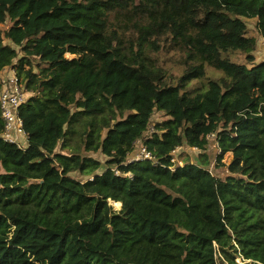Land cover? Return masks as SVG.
I'll return each mask as SVG.
<instances>
[{
  "label": "trees",
  "instance_id": "obj_1",
  "mask_svg": "<svg viewBox=\"0 0 264 264\" xmlns=\"http://www.w3.org/2000/svg\"><path fill=\"white\" fill-rule=\"evenodd\" d=\"M246 20L264 37V0H0V73L33 92L24 150L0 102V264H264V60ZM143 139L157 163L129 162ZM181 147L198 161L172 171Z\"/></svg>",
  "mask_w": 264,
  "mask_h": 264
},
{
  "label": "built area",
  "instance_id": "obj_2",
  "mask_svg": "<svg viewBox=\"0 0 264 264\" xmlns=\"http://www.w3.org/2000/svg\"><path fill=\"white\" fill-rule=\"evenodd\" d=\"M12 77L4 81L0 91V102L2 117L5 123L3 138L5 141L16 145L19 149H26L29 146V136L24 128L23 120L20 117L21 107L28 102L33 95L32 91H29L23 83H21L14 75L12 71ZM155 132V122L149 128V132L146 137H150ZM215 134L210 138H215ZM211 143V142H210ZM183 151L199 152L198 148H177L171 152V170L175 171L177 167H183L184 161L179 159V155ZM150 160L153 163H157L152 153L147 149L144 144V139L136 143V149L131 154L129 162H140L143 160ZM232 238L234 239L233 235ZM217 248V243H214ZM250 260H246L243 257L236 258V264L248 263Z\"/></svg>",
  "mask_w": 264,
  "mask_h": 264
},
{
  "label": "rangeland",
  "instance_id": "obj_3",
  "mask_svg": "<svg viewBox=\"0 0 264 264\" xmlns=\"http://www.w3.org/2000/svg\"><path fill=\"white\" fill-rule=\"evenodd\" d=\"M247 22V28H248V33L250 36L254 37L257 39L258 41V45H257V50L254 53L255 58H256V62L260 63L264 60V37L261 35V33L258 30L257 27V21L256 20H246ZM11 27L10 24H5L4 26L0 27V30H2L3 32L5 31L6 28ZM4 43L5 44H12L11 41H9L8 39H4ZM13 45V44H12ZM17 48V47H15ZM68 58L72 57L71 55H67ZM231 59L235 62H240V63H245L246 62V55L243 53H236L234 55L231 56ZM165 64L169 65V66H173L174 70L177 71L178 70V65H175L174 62H172L169 57L166 58L165 60ZM207 72L209 75L212 76H220L221 72L219 70H214V68H211L208 66ZM10 75V71L9 69H6L5 71H3V73H0V81L2 83L3 80H5L6 78H9ZM76 139V136L74 137V140ZM211 148L215 149L216 152L218 151V147L215 143H210ZM84 152V151H83ZM198 152H188V151H183L180 155H179V159L183 160L184 162L186 160H190L192 162H197L198 161ZM221 151H219L218 153H215L213 155V164L211 166V170L213 171L214 174L220 176V177H224L225 175H227L229 173L228 170V165L232 160V155L231 153H227L225 154V157L223 159V163L226 162L227 164H225V166H217L218 162H217V156L218 154H220ZM86 155H91L94 158L100 159L102 161H104V155L99 154V153H86ZM76 178H79L78 175L75 176ZM111 205L114 207V210H120L121 208H117L113 202H111Z\"/></svg>",
  "mask_w": 264,
  "mask_h": 264
},
{
  "label": "bare ground",
  "instance_id": "obj_4",
  "mask_svg": "<svg viewBox=\"0 0 264 264\" xmlns=\"http://www.w3.org/2000/svg\"><path fill=\"white\" fill-rule=\"evenodd\" d=\"M113 204L117 207V208H120L121 207V203H117V202H113Z\"/></svg>",
  "mask_w": 264,
  "mask_h": 264
},
{
  "label": "crops",
  "instance_id": "obj_5",
  "mask_svg": "<svg viewBox=\"0 0 264 264\" xmlns=\"http://www.w3.org/2000/svg\"><path fill=\"white\" fill-rule=\"evenodd\" d=\"M3 73V72H2Z\"/></svg>",
  "mask_w": 264,
  "mask_h": 264
}]
</instances>
